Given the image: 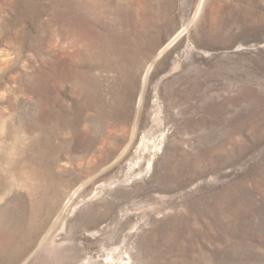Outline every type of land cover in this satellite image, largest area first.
Here are the masks:
<instances>
[{
	"label": "rangeland",
	"instance_id": "1",
	"mask_svg": "<svg viewBox=\"0 0 264 264\" xmlns=\"http://www.w3.org/2000/svg\"><path fill=\"white\" fill-rule=\"evenodd\" d=\"M0 264H264V0H0Z\"/></svg>",
	"mask_w": 264,
	"mask_h": 264
}]
</instances>
